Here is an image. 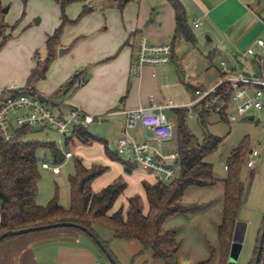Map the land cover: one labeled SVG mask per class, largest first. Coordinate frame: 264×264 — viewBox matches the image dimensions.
<instances>
[{
	"label": "rangeland",
	"instance_id": "obj_1",
	"mask_svg": "<svg viewBox=\"0 0 264 264\" xmlns=\"http://www.w3.org/2000/svg\"><path fill=\"white\" fill-rule=\"evenodd\" d=\"M0 4L3 8L0 19L5 26L3 33L0 32V52L6 49V52L0 56V80H11V84L4 86L5 88L17 85L26 86L28 75H25L23 70L27 60L26 56L32 53L30 59L35 58V64H37L39 58H42V61L47 58V39L62 24V8L56 0H0ZM86 5L92 7L93 11L89 15L82 16ZM258 6L264 19V0H259ZM7 8V13H4V9ZM122 13L123 9H120L114 0H91L87 3L78 2L68 6L65 9L68 23L62 29L59 44L55 47V55L58 52V47L63 44L64 48H70V50L65 55L63 53L64 58L62 61H70L67 58L72 57V62L62 63V65L65 64L69 70H74L73 73L77 70L76 66L78 65L80 67L76 73H82L81 76L90 75L92 69L98 64L94 61L95 54L103 49L109 39L112 40L113 33H116L117 30L119 32L123 31V25H120V23L123 24ZM37 19H40L39 23H37ZM105 27H107V30ZM250 36L253 38L251 42L257 39L264 40L263 25L256 28ZM4 38L6 42L1 46ZM252 45L250 43V48ZM90 46L93 47L91 50L89 49ZM182 47L184 49L181 54L183 60L181 68L171 64L173 76L160 83L161 98L166 103L193 100L194 93L185 83L190 82L195 86L203 83L208 85L207 87H211L218 80L220 81L219 72L220 70L223 71L222 61H227L225 54L218 51L221 47L216 41L201 42L196 45L185 42ZM93 49L94 53L92 52ZM211 52L213 54L209 59L207 57ZM54 60L55 58L50 67ZM184 72L186 73L184 74ZM179 76L182 82L180 86H177L173 79ZM52 109L57 112L56 106L52 105ZM165 113L169 118L176 119L174 111L169 110ZM252 115L255 116L254 120L250 119ZM252 115L236 123L222 121L221 116H206L205 119H202L196 113L194 115L188 114L186 118L189 131L200 142L208 135L224 138V142L218 150L207 156L205 160L213 165L215 183L208 187L189 188L182 201L185 211L170 219L164 226L165 229L176 231V239L181 245L179 256L191 261L193 264H219L218 230L222 223L225 205V180L229 177L225 167L232 156V152L245 141L248 145V155L245 156V162L241 169V179L245 185V193L243 208L240 213L242 223L240 236H242L243 242L237 264H250L254 261L264 220V109L260 112H253ZM120 120V117L109 115L104 118L103 122L99 121L90 125L88 130L92 135L104 138L108 143L109 150L116 153L119 158L132 162L133 154L131 150L121 147L117 143V139L122 136L123 132L118 122ZM141 131V128H137L130 132L137 139L150 142L148 136L153 137V133L148 130L146 137ZM25 139L53 142L58 148H61V152L71 150L75 153L72 159L67 162L64 161L62 174L58 177L52 176L49 171L40 168L41 180L38 185L37 201H42V205H47L54 194L58 196L61 203H69V178L75 175V162L77 159L85 160V163L91 165V167L94 165L106 166L102 160L105 152L100 142H93L88 146L70 145L68 148L56 129L50 126L44 127L41 131L30 132ZM150 140L156 148L163 149L165 152L177 150L175 139L160 143L154 139ZM252 150H258L260 152L259 156H251L250 151ZM38 155L42 161L53 160V156L44 149H41ZM249 161L254 162V167H248ZM137 168L131 174L133 177L126 174V176H129L127 179L123 175L115 178V171H111L101 178L98 177L101 179L97 178L98 182L95 179L96 184L92 181L90 183L91 189L93 191L98 186L103 187L108 182L113 184L116 180L122 178L126 188L118 198L115 209L123 208L122 206L129 204V199L132 197L140 196L142 198L144 193L143 183H149V181L142 179L148 173L139 166ZM177 172L179 173V167H177ZM51 194L52 197H50ZM106 230L111 232L109 229ZM111 250L118 264H165L163 260L153 258L152 252L144 250L140 242L136 240L129 242L124 240L114 241ZM99 263L111 264L104 255H102Z\"/></svg>",
	"mask_w": 264,
	"mask_h": 264
},
{
	"label": "trees",
	"instance_id": "obj_2",
	"mask_svg": "<svg viewBox=\"0 0 264 264\" xmlns=\"http://www.w3.org/2000/svg\"><path fill=\"white\" fill-rule=\"evenodd\" d=\"M56 1L62 8V24L47 39V58L44 61H38L30 72L27 86H31L33 90L35 84L46 78L50 65L55 58V47L59 44L64 25L68 23L65 9L74 3H87L91 0ZM114 1L120 9H123L129 3L138 0ZM167 1L175 10L176 39H184L188 43L196 45V38L189 27L184 6L179 0ZM92 11V7L86 5L82 16L89 15ZM1 12H3V8L0 4V14ZM4 28L5 26L0 19L1 33H3ZM5 42L6 39L4 38L1 46ZM81 75L82 73L76 74L63 87L62 92H69L83 84L85 80L82 79ZM174 112L176 115V144L179 152L177 167H179V173L176 179L170 183L159 179L154 184L143 183L149 206L147 214L144 213V202L140 196H134L129 199L126 212L123 208H120L111 213L118 198L126 188L124 180L119 178L99 193H94L90 183L103 175L107 171V167L94 165L91 168H87L80 159L75 162V175L69 178L70 206L68 208L62 206L57 196L45 206L38 205V185L41 180L40 168L42 163L38 155L39 151L41 149L48 151L53 156L54 164H62L65 160L64 155L53 142L25 139L32 132L31 128L19 130L16 139L12 143L4 144L0 138V235L5 232L40 226L72 223L91 231L116 260L108 242L104 241L96 231L97 227H101L109 229L116 240H137L144 250L152 252L153 258L163 260L165 264H179L177 256L180 243L176 239V231L165 229L164 226L170 219L185 211L182 201L189 188L208 187L215 183L213 165L205 160L207 156L218 150L223 144L224 138L208 135L200 142L187 127L186 118L189 110L182 108L176 109ZM201 115L204 117L208 116L205 113ZM221 120L228 122L225 115L221 116ZM93 142L103 144L106 156L114 162H119L124 167L125 174L131 175L137 169L135 164L124 161L116 153L111 152L107 142H104L100 137L93 136L88 128H75L73 135L65 141V145L68 148L70 145L78 144L88 146ZM247 155L248 145L245 141L232 152V156L227 163L229 177L225 180V205L222 223L218 230L220 244L219 264H228L233 236L236 225L240 220L245 193V185L241 179V169ZM59 229H69L84 233L76 228H56L51 230ZM263 230L264 220L258 238L254 261L250 264H255ZM17 237L12 236L2 240L0 247ZM102 254L105 256L103 252ZM259 264H264V248Z\"/></svg>",
	"mask_w": 264,
	"mask_h": 264
},
{
	"label": "crops",
	"instance_id": "obj_3",
	"mask_svg": "<svg viewBox=\"0 0 264 264\" xmlns=\"http://www.w3.org/2000/svg\"><path fill=\"white\" fill-rule=\"evenodd\" d=\"M179 1L185 8L188 24L196 38V44L216 41L221 47L218 51L225 54L227 61L224 62L225 66L221 64L223 71L220 70L219 72L220 78L229 77L231 75H242L252 79L262 77V71L253 63L252 57L243 56L248 47L250 48V43L253 44L252 48H254L258 54H262V49L255 45L256 40L251 42L253 38L250 36L260 25L264 27V19L262 18L261 10L258 6L259 0ZM122 14L123 24L120 23L119 19L118 21L120 25H123V31L119 32L117 30L116 33H113L112 40L109 39L103 49L95 54L96 58L94 61L98 64L92 69L91 74L82 76L85 82L69 92H62V89L64 85L72 79L71 77L73 74L78 72L80 66L77 65V70L73 73L74 70H69L65 64L62 65V63H71L72 57L67 58L70 61H62L64 58V56H62L63 53L65 55L70 48H64L63 44L58 47L54 63L49 68L46 78L33 86L35 92L48 104L53 112L55 111L52 109V105L57 107V112L55 113L66 116L69 114L70 107L72 106L79 107L96 117H101V122L109 115L117 116L121 119L118 122L122 127V131H124L126 122L125 111L150 106L152 97L154 98L155 104L166 103L161 98L160 83L173 76L171 64H175L176 67L181 68L183 63L181 54L184 49L182 45L185 42L188 43L184 39H176L177 26L175 10L167 0H138L126 5L123 8ZM105 29L107 30V27H105ZM141 36L148 37L154 43H171L173 45V62L155 69L145 67L139 77H134L131 75V66L136 60L138 42ZM92 48V46L89 47L90 50ZM62 49L63 52H59V50L61 51ZM5 52L6 49H3L0 52V56ZM92 52L94 53V49ZM212 54L211 52L207 58L211 59L210 57ZM30 55L32 56V53H30ZM30 55L26 56L27 60L23 69L25 75H28V77L31 70L36 65L34 63L35 58H31L33 59V61H31ZM42 60V58H39L38 61ZM153 73L156 74L155 77ZM185 73L186 72H184V74ZM173 80L177 86H180L182 82L180 76L174 77ZM218 82L219 80L211 85V87ZM9 84H11L10 79L0 80L1 87ZM185 85H188L193 92L195 89L211 88L203 83H199L195 86L190 82H186ZM193 100H182L176 103L172 102L182 106L190 104ZM189 114L192 113L189 112ZM199 115L202 119H205L204 116L201 114ZM250 119L254 120L255 116L252 115ZM171 120L175 125L174 139L176 140V119ZM137 128H141L142 134L147 137L148 130L144 129L141 125H137L135 129ZM130 136L132 139L138 140V142H145L132 136L131 132ZM100 138L103 139L104 142H107L101 136ZM150 139H154V135L153 137L148 136V141H150L148 143L155 150L165 152L163 149L156 148ZM101 146L104 149V145L101 144ZM59 149L61 150V148ZM66 152H62V154L64 155ZM72 152L74 153V151ZM68 160L64 161L67 162ZM102 160L107 167V171L100 176V178L109 174L111 171H115V178L121 175L126 176L124 167L121 164L107 158L106 154L103 156ZM83 164L87 168L91 167V165L85 163V160ZM136 167L138 166L136 165ZM49 173L55 177L62 174L61 172L60 175H53L50 171ZM131 176L133 177V175ZM128 177L129 176H126V179ZM98 179H96V182H98ZM142 179L149 181L150 184H154L158 180L150 174H147ZM96 182L94 184H96ZM108 183L103 187L98 186L93 189V192L99 193L102 189L110 185V182ZM143 192L144 213L147 214L149 206L145 191L143 190ZM56 196L57 195L54 194L52 197L51 194L50 197L52 198L49 202ZM62 203L60 201V204L64 206L65 203ZM37 204L45 206L42 205V201H37ZM128 205L127 203V205L122 206L125 212L128 209ZM69 206L70 199L69 203L65 204L64 207L68 208ZM116 207L115 204L114 210L111 213L117 211L115 209ZM96 231L104 241L108 242L111 250L114 241H118L113 238V233L101 227H97ZM241 231L242 223L239 220L234 234L240 237ZM124 241L129 242L133 240ZM180 249L177 256L179 264H193L191 261L179 256ZM111 252L113 253L112 250ZM102 255L100 248L87 234L69 229L46 230L18 236L2 245L0 247V264H100L99 262Z\"/></svg>",
	"mask_w": 264,
	"mask_h": 264
},
{
	"label": "built area",
	"instance_id": "obj_4",
	"mask_svg": "<svg viewBox=\"0 0 264 264\" xmlns=\"http://www.w3.org/2000/svg\"><path fill=\"white\" fill-rule=\"evenodd\" d=\"M197 26V25H196ZM255 45L262 49L258 54L254 48L247 49L243 56L252 57L253 63L262 71V77L247 78L242 75L223 77L208 89H195L194 100L187 105H176L172 101L155 104L135 110L125 111L126 122L122 136L117 139L119 146L129 148L133 154V164L141 167L148 174L166 183L172 182L178 176L177 164L179 152H161L155 150L148 142H138L130 136V131L137 125L149 130L157 142H169L174 139L175 125L165 114L167 110L186 108L190 113L208 116H223L228 122L236 123L250 117L253 112L264 109V40L257 39ZM173 62V45L171 43H154L148 37L141 36L135 62L131 66V75L139 77L143 68H158ZM222 66L225 63L222 62ZM155 77L156 74L153 73ZM101 117L87 113L79 107H70L68 115L53 112L48 104L33 90L31 86H0V138L2 143H12L17 132L24 128L50 126L56 129L58 135L67 141L77 127L88 128ZM251 156L258 157L260 152L252 150ZM65 160L74 157L72 151L64 153ZM64 163V162H63ZM62 163V164H63ZM62 164L53 161H42L41 167L53 175H60ZM248 167H254L249 161ZM226 170L228 166L226 165Z\"/></svg>",
	"mask_w": 264,
	"mask_h": 264
},
{
	"label": "water",
	"instance_id": "obj_5",
	"mask_svg": "<svg viewBox=\"0 0 264 264\" xmlns=\"http://www.w3.org/2000/svg\"><path fill=\"white\" fill-rule=\"evenodd\" d=\"M7 11H8V8L4 9V13H7ZM39 22H40V19H37V23ZM60 52H63V49ZM40 130H42L40 127H32V132H37ZM56 228H76V229L83 231L95 241V243L99 246V248L105 254L106 258L109 260L111 264H118L117 261L111 255V253L107 250V248L91 231H89L88 229L84 227H81L79 225L72 224V223H60V224L40 226V227L30 228V229H23V230L14 231V232H5L2 235H0V242L12 236H22V235H26V234H30L34 232L46 231V230H51V229H56ZM242 242H243L242 236L237 237L236 234H234L233 243H232L230 254H229L228 264H237L241 251H242ZM263 242H264V230L262 232V238H261L258 254L255 260V264L260 263V257H261V254L264 248Z\"/></svg>",
	"mask_w": 264,
	"mask_h": 264
}]
</instances>
